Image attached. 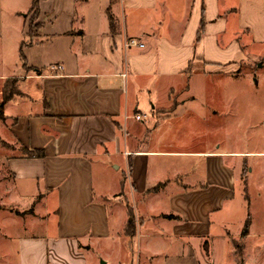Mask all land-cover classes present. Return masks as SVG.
Wrapping results in <instances>:
<instances>
[{"label": "crops", "instance_id": "obj_1", "mask_svg": "<svg viewBox=\"0 0 264 264\" xmlns=\"http://www.w3.org/2000/svg\"><path fill=\"white\" fill-rule=\"evenodd\" d=\"M33 1L0 0V93L17 90L0 143L19 150L1 158L0 264H86L99 243L123 264L133 239L234 245L246 218L232 236L222 211L248 174L217 143L214 79L264 64V0H36L30 34Z\"/></svg>", "mask_w": 264, "mask_h": 264}, {"label": "rangeland", "instance_id": "obj_2", "mask_svg": "<svg viewBox=\"0 0 264 264\" xmlns=\"http://www.w3.org/2000/svg\"><path fill=\"white\" fill-rule=\"evenodd\" d=\"M28 14L30 22L34 23L36 11L29 10ZM34 24L32 30H35ZM260 60L251 59L231 75L214 79L217 143L220 149L245 152L236 160L242 166L239 170L241 179L245 178V172L248 174L246 188L242 181H238L232 199L225 203L222 213L229 217L230 225L224 232L236 236L249 214L252 233L245 240V246L240 238L233 239L234 245H231L227 237H217L211 241L213 244L209 246L208 254L198 245L182 249L177 244L165 245L160 241L151 242V247L146 246L144 252L133 239L132 246H129L130 261L123 264H264V155L257 154L264 152V64ZM13 86L16 87L15 80ZM2 95L1 90L0 100ZM4 146L9 154L19 153L16 148L10 149L7 144L0 143V174L5 173L1 167ZM127 201L136 213L132 198L128 197ZM237 244L243 247L240 256L235 251ZM101 245L96 244L93 251L85 254L86 264H101L104 257L108 259L106 264L122 261L119 246ZM71 257L74 259L75 255L69 254L67 258L71 260Z\"/></svg>", "mask_w": 264, "mask_h": 264}, {"label": "trees", "instance_id": "obj_3", "mask_svg": "<svg viewBox=\"0 0 264 264\" xmlns=\"http://www.w3.org/2000/svg\"><path fill=\"white\" fill-rule=\"evenodd\" d=\"M36 7V0L33 1V4L31 5L30 10H33ZM109 22L110 25L113 26V18L112 16H109ZM32 24H29V33L30 34H34L37 32L39 25L38 24H34V29L32 30ZM13 82L14 80H7L5 82V84L3 85V90H2V99L0 100V119H4V114H3V106L4 104L11 98V96H13V94L17 93L15 86H13ZM33 155H41V152H32ZM161 185H157L155 186L153 189H158V187H160ZM1 208V207H0ZM127 214H128V218L124 227V234L129 236V237H133L135 234V220H134V214H133V210L131 207L127 208ZM166 218H172L174 216L167 214V215H163ZM249 225H250V217L249 215L246 217L245 222L243 224L242 230H241V234H240V238L245 237L248 234V230H249ZM235 247L237 248L235 251L237 252L238 256H240L242 253V247L240 248V245H235Z\"/></svg>", "mask_w": 264, "mask_h": 264}, {"label": "built area", "instance_id": "obj_4", "mask_svg": "<svg viewBox=\"0 0 264 264\" xmlns=\"http://www.w3.org/2000/svg\"><path fill=\"white\" fill-rule=\"evenodd\" d=\"M130 45H138V46H142V44H140V43H138L137 42V40H135V39H132V38H129V39H127V41H126V46H130ZM56 68H62L61 66H56ZM123 76H125V74H123ZM135 118L136 119H140L141 118V116L140 115H136L135 116Z\"/></svg>", "mask_w": 264, "mask_h": 264}]
</instances>
